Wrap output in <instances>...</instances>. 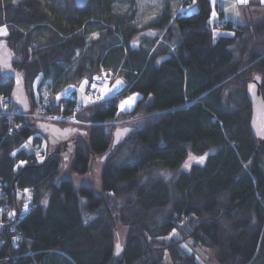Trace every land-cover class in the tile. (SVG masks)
Segmentation results:
<instances>
[{
    "label": "trees",
    "instance_id": "16d2710c",
    "mask_svg": "<svg viewBox=\"0 0 264 264\" xmlns=\"http://www.w3.org/2000/svg\"><path fill=\"white\" fill-rule=\"evenodd\" d=\"M49 1L63 10L52 13L44 0H0L7 29L0 43L22 78L28 111L42 100L54 108L74 95L58 96L60 89L102 69L125 85L85 104L79 126L62 128L25 117L13 79L0 69V95L9 100L0 111V180L23 237L16 248L9 241L0 248V264H200L184 249L188 239L217 264H264V144L250 132L246 98L255 76L264 98V19L219 21L233 33L214 36L210 0H195L188 14L167 4L141 28L134 0H91L82 11L72 0ZM117 2L129 9L114 11ZM145 29L158 35L133 46ZM130 91L140 97L119 111ZM51 126L70 131L50 136ZM120 128L128 133L113 147ZM188 152L203 163L170 186L159 174L180 167ZM63 163L79 176L95 171L96 182L57 181ZM175 228L180 237L166 241Z\"/></svg>",
    "mask_w": 264,
    "mask_h": 264
},
{
    "label": "rangeland",
    "instance_id": "374dc122",
    "mask_svg": "<svg viewBox=\"0 0 264 264\" xmlns=\"http://www.w3.org/2000/svg\"><path fill=\"white\" fill-rule=\"evenodd\" d=\"M45 5L48 8V10H52V13L57 11H62L63 7L60 2H56V5H52L49 0H44ZM135 1V6L133 8L134 13H135V18L138 24V27H143L148 21H150L153 17L158 16L160 12L167 7V4L171 10H176L177 12L180 13H192L196 11V4L195 0H134ZM211 3V14L209 18L210 25L212 26V30L214 33V36L218 35H225V36H230L232 35V30L228 28H220L219 21L221 22H233L234 24H243L245 22H250V21H257L264 19V0H210ZM129 9V6L127 3L124 2H117L113 5V10L114 11H119L123 12ZM7 34V29L6 27H1L0 28V42L3 41V37ZM158 35V33L155 30L152 29H145L142 32H140L138 38L133 42V46H137L139 44H143L142 39H152L155 38ZM96 34H92L90 37H96ZM114 78L110 82H106L103 87L100 89V94L101 92H104V95L101 96L99 95V99H91L89 100V97L86 93V86L87 81L86 78L82 79L79 81L77 84L73 85H67L64 86L62 89L57 92L58 96H63V95H68L72 89L77 90V96L79 102L83 104H90V103H95L98 101H103L107 98L117 96L118 94L123 92L124 88V81L122 78L118 77L117 75H113ZM121 81L122 84L119 86H116V81ZM88 82V81H87ZM105 86H107V89H111V91H105ZM115 86V87H114ZM119 88L117 91L116 88ZM47 91L46 88H42L40 91V95L42 98L49 97V95L45 92ZM135 97V101L137 98L140 97V94L136 91H130L125 93L122 97L119 98L117 101V105L119 108V111H122L120 109V105L122 102L129 100L130 98ZM77 100V101H78ZM94 101V102H93ZM134 101V102H135ZM134 102L131 104V107H128L127 105L125 106L126 110H129L132 108ZM56 125L61 126L62 128H66L69 125L63 124V123H58ZM75 126H79V123L73 124ZM79 129H82L79 127ZM26 150H32L36 152L38 149L37 147L31 146L29 143L25 145ZM201 158H203L201 160ZM204 161V156H197L192 154L191 152H188L187 158L183 162V164L178 167L176 170H166L162 171L159 176L162 177L167 184L171 186L172 181L176 176L182 172L186 171L191 165L193 164H202ZM60 178H67L75 186H80V185H94L96 182V174L95 171H92V175L89 174L88 176H79L75 174L73 171H71L68 167L67 163H63L61 166L60 174L58 179ZM182 228V224L179 225V230ZM120 235H123V231H120ZM179 231L178 228H175L170 235L166 238L167 240H170L171 238H179ZM121 237V236H120ZM122 238L119 239L121 241ZM184 249L188 253H192L195 255L196 259L200 264H217L216 261L213 258L212 253L198 245L192 242L191 240H186L183 244ZM165 263H168V259H165Z\"/></svg>",
    "mask_w": 264,
    "mask_h": 264
},
{
    "label": "built area",
    "instance_id": "2783aa9c",
    "mask_svg": "<svg viewBox=\"0 0 264 264\" xmlns=\"http://www.w3.org/2000/svg\"><path fill=\"white\" fill-rule=\"evenodd\" d=\"M223 24L219 23V27ZM114 78L112 72L107 69H102L94 75L88 82L86 93L91 99L98 100L100 89L106 82L112 81ZM96 87L93 88L92 85ZM47 100L32 106V108L23 113L25 117L37 118L48 123H63L73 125L78 123L77 115L84 109L85 104L76 100L74 95H71L66 101H62L54 108L49 106ZM9 107V100L0 95V111L4 113ZM13 113V112H12ZM6 189V184L0 180V248L9 241L13 247H17L23 237L18 230V216L12 204H10L9 196ZM26 196L30 199L33 196V189L27 188ZM30 208L29 201L24 204L23 210L27 212ZM5 234V235H4ZM7 236V237H6Z\"/></svg>",
    "mask_w": 264,
    "mask_h": 264
},
{
    "label": "water",
    "instance_id": "95a60500",
    "mask_svg": "<svg viewBox=\"0 0 264 264\" xmlns=\"http://www.w3.org/2000/svg\"><path fill=\"white\" fill-rule=\"evenodd\" d=\"M90 1L91 0H72V3L75 10L82 11L88 6ZM3 48L4 44L0 43V69L14 81L12 92L13 101L21 111L27 112L28 108L25 100L22 78L12 70L9 63L11 55L7 49ZM261 86V79L258 76H255L246 86V98L250 105L249 129L252 136L256 139L258 147L264 144V98ZM44 127L46 126L44 125ZM68 131H70V129H61L58 126H51L50 129H48L50 136L65 135ZM127 133L128 130L125 128L117 129L113 133L112 146L115 147L120 144Z\"/></svg>",
    "mask_w": 264,
    "mask_h": 264
},
{
    "label": "snow or ice",
    "instance_id": "6c2138e0",
    "mask_svg": "<svg viewBox=\"0 0 264 264\" xmlns=\"http://www.w3.org/2000/svg\"><path fill=\"white\" fill-rule=\"evenodd\" d=\"M241 2H243V0H241ZM257 79H258V78H257ZM85 83H87V81H85ZM121 84H122L121 81H119V80L116 81V86H119V85H121ZM92 87L95 88L96 85L93 84ZM114 87H115V86H114ZM116 90L118 91L119 88L117 87ZM105 91H111V89H107V86H105ZM100 95L103 96V95H104V92H101ZM57 99H59V97H57ZM89 100H91V97H89ZM134 101H135V97H132V98H130L129 100L122 102L121 105H120V109H121L122 111L126 110V109H125V106L127 105L128 107H131V104H132ZM93 102H94V101H93ZM202 159H203V158H201V160H202ZM27 191H28V190L26 189L25 192H27ZM118 247H119V246H118Z\"/></svg>",
    "mask_w": 264,
    "mask_h": 264
},
{
    "label": "crops",
    "instance_id": "0c3cea01",
    "mask_svg": "<svg viewBox=\"0 0 264 264\" xmlns=\"http://www.w3.org/2000/svg\"><path fill=\"white\" fill-rule=\"evenodd\" d=\"M87 87V86H86ZM72 92H74V95H75V97H76V100H78L79 98H78V96H77V90L76 89H72L71 90V92L70 93H72ZM69 93V94H70ZM58 97V96H57ZM79 101V100H78Z\"/></svg>",
    "mask_w": 264,
    "mask_h": 264
}]
</instances>
